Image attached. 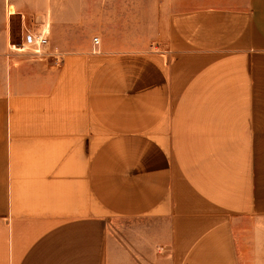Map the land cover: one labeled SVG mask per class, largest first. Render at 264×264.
<instances>
[{
  "label": "crops",
  "instance_id": "obj_1",
  "mask_svg": "<svg viewBox=\"0 0 264 264\" xmlns=\"http://www.w3.org/2000/svg\"><path fill=\"white\" fill-rule=\"evenodd\" d=\"M0 264H264V0H0Z\"/></svg>",
  "mask_w": 264,
  "mask_h": 264
},
{
  "label": "built area",
  "instance_id": "obj_2",
  "mask_svg": "<svg viewBox=\"0 0 264 264\" xmlns=\"http://www.w3.org/2000/svg\"><path fill=\"white\" fill-rule=\"evenodd\" d=\"M98 42L97 39H95ZM48 38L46 36V31H43L39 34H28L26 36V42L22 43L21 49L23 50H32L35 54H40L42 48L47 44Z\"/></svg>",
  "mask_w": 264,
  "mask_h": 264
}]
</instances>
